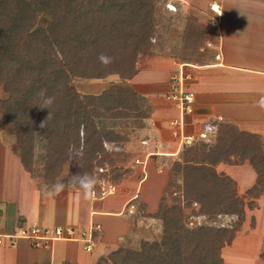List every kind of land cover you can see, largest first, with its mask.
Wrapping results in <instances>:
<instances>
[{
	"label": "trees",
	"instance_id": "trees-1",
	"mask_svg": "<svg viewBox=\"0 0 264 264\" xmlns=\"http://www.w3.org/2000/svg\"><path fill=\"white\" fill-rule=\"evenodd\" d=\"M157 1L0 0V86L7 94L0 101L3 127L13 129V150L33 177L38 139L48 141L44 177H57L73 154L81 156L82 175H92L108 144L125 140L98 127V120L150 118V107L130 87L113 85L99 95L81 94L72 82L111 75L132 79L137 57L156 55ZM186 34L197 51L205 36L195 30ZM48 98L53 100L49 109L41 108ZM215 128V142L186 145L184 163L171 182L187 207L199 206L200 215L242 220L245 203L236 195V183L217 173L216 166L247 161L256 174L247 192L264 194V139L230 123H216ZM184 214L177 204L161 203L153 214L162 222L160 241L144 242L139 250L119 247L96 264H223L221 249L233 230L202 224L190 228Z\"/></svg>",
	"mask_w": 264,
	"mask_h": 264
},
{
	"label": "crops",
	"instance_id": "crops-1",
	"mask_svg": "<svg viewBox=\"0 0 264 264\" xmlns=\"http://www.w3.org/2000/svg\"><path fill=\"white\" fill-rule=\"evenodd\" d=\"M173 2L180 5L179 11L187 13L180 46L195 48L196 42L186 40V33L195 30L205 36L199 50H207V54L195 51L182 63L154 50L156 55L141 60V63L138 58L142 55L138 56L136 66L143 63L145 66L139 65L130 82L142 88L141 97L148 102L152 113L146 124L149 139L140 141L146 150L145 155L137 159L139 164L135 167L140 179L132 183L129 190L122 191V184L115 186V192L103 199L92 195L85 200L74 179L61 176L52 183L35 180L38 177L23 168L16 154L9 150L0 153V234H12L20 223L76 230L93 228L96 241L93 251H85L83 244L74 241H55L49 248H34L24 239L6 240L0 247V264H96L101 257L119 247L135 249L133 247L140 238L149 234L145 229L157 226V219L150 215L156 209L150 211L147 199L151 175H168L164 165L151 172V162L156 165L177 157L185 138L191 137L192 129L197 130L211 119L237 125L240 130L259 134L264 139V0H169L170 7L175 6ZM212 4L219 6L220 17L211 10ZM172 11L176 13L177 9ZM156 13L155 5L156 34L152 41L155 48L162 31ZM174 16V12L168 14V17ZM217 18L218 24L212 27ZM175 41L170 45L176 49L179 48V39ZM206 46H212L214 51ZM194 57L196 59H192ZM180 69L188 77L185 87L196 97L189 120L180 109H164L154 104L159 97L173 90L177 81L171 85L170 78L177 70L178 76ZM151 70L162 73L148 79L145 76ZM148 84L156 90L147 92L143 86ZM171 117L177 120V125H169ZM165 135H170L172 140L165 141ZM176 144V150L170 151ZM61 179L66 185L65 190L55 198L45 196V187ZM117 194L119 201L116 204L108 200ZM130 201H136L135 214L129 213L130 207L127 209ZM143 203L149 209L145 216L139 209ZM253 246L255 250L256 244Z\"/></svg>",
	"mask_w": 264,
	"mask_h": 264
},
{
	"label": "rangeland",
	"instance_id": "rangeland-1",
	"mask_svg": "<svg viewBox=\"0 0 264 264\" xmlns=\"http://www.w3.org/2000/svg\"><path fill=\"white\" fill-rule=\"evenodd\" d=\"M206 1V0H202ZM174 7L169 6V0H158L156 2V11H157V23L159 29H161V35H159L157 43V47L153 48V50L164 57H171L176 59L178 63H182L184 59L189 58L191 54H195L196 50L190 48L181 47V36L183 29L186 24V16L187 13L185 11H179L180 5L178 3L173 2ZM175 11H172L174 9ZM174 12V17H168V14ZM170 22V25H168ZM173 37H172V36ZM169 36H171L169 38ZM185 38V36H184ZM179 39V48H173L170 45V42H176L175 40ZM162 40V41H161ZM208 50H213L214 48L206 46ZM202 52L201 54H205L204 50H197ZM196 51V53H197ZM204 51V52H203ZM210 53V52H209ZM207 54V53H206ZM152 56L142 55L138 58V61L145 60L151 58ZM196 57V56H195ZM192 59H196V58ZM191 58V57H190ZM140 67H144L139 64ZM139 65H135L138 70ZM178 72V70H177ZM175 71L171 78V85L174 84L175 77L177 75ZM157 73H162L161 71H149L146 73V78L152 79L154 76H157ZM188 73V72H187ZM164 76V75H162ZM131 79L125 80L120 78L118 75H111L105 77L103 79H83V78H74L72 85L74 88L81 94H93L99 95L103 93L105 90L109 89L113 85H120L123 87H130L134 91H136L140 96H142V88L139 86L133 85L130 82ZM144 89H147V92H151L153 89L156 90L151 85L143 86ZM172 87V86H171ZM140 92V93H139ZM154 92V91H152ZM7 94L4 92L3 88L0 86V101L5 99ZM155 101V106L164 107V109H168L169 107L173 110L179 109L177 104L171 99V92L166 96L159 97ZM145 105L148 104L147 101H143ZM151 113L152 109L150 107ZM188 115L187 119L189 120ZM151 117V114H150ZM177 121L175 118H170L168 120L169 125H172V122ZM149 121L147 119H103L98 120V127H104L106 129L113 130L114 132L121 134L125 140L120 142H111L108 144V151L104 154V156H99L98 159L94 162V171L92 175H95L98 178V184L96 185V192L99 194L103 187H108L109 185H122V191L129 190L132 186V183H137L139 181L140 176L138 171L135 169L139 163H137V159H142L145 155L144 146L141 145L142 139H149L150 134L146 131V124ZM226 124L225 121L211 119L207 123L203 124L197 130L192 129L190 132V136H194V141H198L201 139L200 134L205 133L207 135L206 140L208 142L216 141V128L215 124ZM213 125L214 130H207L208 125ZM166 132V131H165ZM172 134V133H171ZM165 141L172 140L170 135H165ZM200 144V143H198ZM15 145V139L13 134V129L11 127H3V116L2 111L0 109V153L8 150L11 153H14L13 147ZM48 141L45 139L37 140L35 143V159H36V176L38 177L35 180H46L48 183H52L56 179H59L61 176L73 179L76 176L82 175V160L81 156L78 154H73L69 162H67L61 171V173L55 178H46L44 177L43 170L45 166V162L47 161V148ZM177 147L174 145L173 149L170 151H175ZM186 145L183 144L181 151L177 157L174 159L168 158L166 162L157 163L155 165L154 162H151V172H155L158 167L165 166L168 170V175H151V182L147 192L148 206L150 205V211L154 210L153 214H155L161 203L169 204L170 206L177 204L182 209H184V222L190 228H195L201 223L202 225H209L213 227H227L233 230L232 238L225 246L221 249V255L223 259V264H264V194L262 195H250L247 192L253 183H255L254 176L256 179V174L254 175V170L250 166V164L245 161L242 165H234L228 163H221L216 166L217 173L227 176L232 181L236 183L235 192L237 197H240L244 203V215L242 216V220L237 216H223V215H205L202 216L199 214V206L193 205L187 207L185 204V200L182 192L178 190L177 185L171 182L172 175L180 169V166L183 165V154L181 152L184 151ZM152 150V149H151ZM17 155V154H16ZM18 156V155H17ZM155 165V166H154ZM100 168L104 171L101 172ZM39 175L41 178L39 179ZM154 182V184H153ZM180 182V181H179ZM75 183V181H74ZM149 184V183H148ZM147 184V185H148ZM172 185V186H171ZM182 185V184H181ZM178 184V186H181ZM118 189V188H117ZM176 192V194H175ZM122 193V192H118ZM119 194L116 196H112L108 199L113 204H116ZM136 201H130L128 207L136 204ZM167 202V203H166ZM254 206H250L253 204ZM127 205V204H125ZM126 209V210H127ZM140 214L147 215L149 209L147 210V205L143 203V205H139ZM126 212V211H125ZM136 212V211H135ZM135 214V213H134ZM150 214V215H153ZM149 215V214H148ZM193 222L194 225L190 223ZM156 227H147L145 231L149 232V234H144L143 237L140 238L138 244L135 245V250H139L142 247L144 242L153 243L156 241H160L162 238V222L160 220H155ZM256 244V249L253 250V245ZM132 249L130 247H125Z\"/></svg>",
	"mask_w": 264,
	"mask_h": 264
},
{
	"label": "built area",
	"instance_id": "built-area-1",
	"mask_svg": "<svg viewBox=\"0 0 264 264\" xmlns=\"http://www.w3.org/2000/svg\"><path fill=\"white\" fill-rule=\"evenodd\" d=\"M211 10L214 11L219 17L221 16V11L217 4L211 5ZM219 18L216 21L212 22V27H215L218 24ZM188 77L184 74L183 69L179 70L178 76L175 77L177 84L174 86L171 91V99L177 104L180 109L181 114L189 115L193 113V105L195 103V93L190 91L185 87V80ZM178 122H172V125H177ZM184 138V136H182ZM201 139L194 141V136L185 138L184 145L192 146L198 142L212 143L206 140L207 135L205 133L200 134ZM139 163V161H136ZM100 171L104 170L100 168ZM116 187L114 185H109L108 187H103L99 194L95 191L93 197L103 199L108 195H111L115 192ZM135 206L131 205L129 213H134ZM194 225L193 222L190 223ZM201 225V223H199ZM18 239H24L30 242L34 248H49L50 245L55 241H74L83 244L84 250L87 252H92L95 246V229H81L76 230L74 228H66L62 226L56 227H44L39 225H22L19 226L12 234L4 235L0 234V247H2L6 240L16 241Z\"/></svg>",
	"mask_w": 264,
	"mask_h": 264
},
{
	"label": "clouds",
	"instance_id": "clouds-1",
	"mask_svg": "<svg viewBox=\"0 0 264 264\" xmlns=\"http://www.w3.org/2000/svg\"><path fill=\"white\" fill-rule=\"evenodd\" d=\"M100 60L104 63H107L109 58L102 55L100 57ZM52 102H53L52 98H48L47 100L44 101L42 105L39 106L41 108L49 109V105H51ZM207 130L209 131L214 130V126L211 124L208 125ZM73 179L76 181L78 188L81 190L83 199L89 200L92 197L96 185L99 182L98 178L95 175L84 173L83 175L76 176ZM65 187H66L65 183L63 182V179H61L56 183L52 184L51 186H46L44 194L47 197L55 198L65 190Z\"/></svg>",
	"mask_w": 264,
	"mask_h": 264
}]
</instances>
